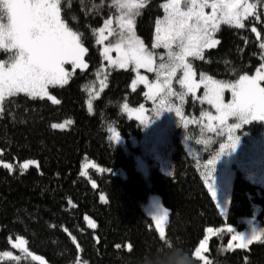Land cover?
Segmentation results:
<instances>
[{
	"label": "trees",
	"instance_id": "1",
	"mask_svg": "<svg viewBox=\"0 0 264 264\" xmlns=\"http://www.w3.org/2000/svg\"><path fill=\"white\" fill-rule=\"evenodd\" d=\"M164 1L148 0L135 17L136 33L147 45L155 21L163 14ZM249 2L257 3L256 15L244 20L242 29L220 27L216 33L220 43L205 50L203 59L192 61L197 75L232 81L264 64V49L260 48L264 42V0ZM61 3L65 22L83 34L87 67L71 72L67 84L49 88L59 104L23 93L3 103L0 161L35 160L38 166L11 172L0 167V252L11 250L9 240L21 236L27 248L49 264H167L176 250L200 264L193 257L194 249L207 228L224 223L202 179L201 159L190 155L177 137L171 140V175L161 172L149 158L146 177L136 170L133 156L109 138L112 127L124 138L141 136V126L122 113V106L145 102L142 87L130 90L131 70L103 69L99 29L116 17V8L112 0H70V6L69 0ZM11 55L0 50V61ZM99 79L104 88L94 97ZM185 99V113L196 115V125L188 129L193 130L200 125L199 106L191 96ZM67 120L72 123L63 130L51 127ZM260 124L252 123L250 128ZM90 160L102 169L88 168L87 176L81 175L83 163ZM101 194L106 202L100 200ZM149 194L159 195L168 210L164 239L158 237L142 211ZM254 206L264 227V189L237 174L227 224L244 229L243 219L253 215ZM85 215L96 222L95 229L86 227ZM227 240L228 234L209 240L207 264H264V243L228 249ZM14 252L17 258L0 264H37Z\"/></svg>",
	"mask_w": 264,
	"mask_h": 264
},
{
	"label": "snow or ice",
	"instance_id": "2",
	"mask_svg": "<svg viewBox=\"0 0 264 264\" xmlns=\"http://www.w3.org/2000/svg\"><path fill=\"white\" fill-rule=\"evenodd\" d=\"M147 3L148 0H112V5L120 12L116 20L120 29L119 40L114 46L106 47L104 55L111 60L107 53L114 48L118 57L112 63L121 68L131 63L137 69L154 70V53L147 50L135 35V17L140 15V9ZM161 7L165 15L162 20L156 21V38L152 48L163 47L167 50V62H163L164 57H161L159 70L167 71L169 78L163 84H148L145 77L138 76L137 80L133 81V89L137 83H144L149 89L146 94L149 99L162 94L158 113L161 110L175 111L176 116L184 120L187 126L188 121L185 120L181 109L166 104L167 97L177 95L170 87V77L175 75L177 68L183 69V78L179 83L187 91L179 94L181 100L188 93L195 96L196 90L203 85L205 92L202 99L212 105L218 113L216 116L203 114L210 122L207 125L208 130L215 131L211 122L218 121L221 134L225 127L228 132V143H222L220 152L207 161L206 167L210 169L208 176H211L212 166L219 154L235 147L237 141L235 129L239 128L241 123L264 121V64L256 70L255 75H241L235 83H225L207 76H201L200 82L197 83L193 79L192 65L186 58L203 59L205 49L216 47L220 41L214 36L220 30L221 24L237 29L244 28L243 21L256 15L257 3H249L248 0H166ZM206 8H210L211 12H205ZM62 10L61 0H0V49L12 53L9 59L0 61V112H3L6 98L15 97L20 93L33 99L47 97L53 104H59L60 100L49 94V87L68 83L72 73L68 72L64 65L71 64L73 70L87 67L84 56L88 50L83 43V34L74 31L65 22ZM111 24L112 20L109 19L105 22V28L99 29L101 38L98 43L106 39L103 36L105 29H109V34H112ZM252 31L256 32V28H252ZM257 35L259 36V33ZM260 48L264 49V42L260 44ZM225 89L230 90L232 94V99L228 103L224 102ZM88 107L91 111V102ZM125 108L127 110V106ZM229 117L238 118V122L228 124ZM71 123V120H67L64 123H54L51 127L63 130ZM140 123H146L145 119L141 118ZM109 131L113 133L111 139L117 142L119 133L115 129ZM0 164L9 172L13 170L10 163L0 161ZM36 164L35 160H28L19 167L26 171L30 165ZM89 166L91 165L85 167ZM84 174L81 172V175ZM208 189L212 192L211 183L208 184ZM101 200L106 202L103 196ZM166 216V212H161L152 217L161 237L164 236L162 225ZM88 223L90 227H96L92 221L89 220ZM207 231L212 233L213 229L209 228ZM228 231L231 232L232 229L229 228ZM231 240L237 243L233 245L230 241L229 249L233 247L246 249L254 242L264 243V231L254 232L248 238L236 234ZM25 243L26 241L18 237L13 247H21ZM205 250V242H201L195 249V257L203 260L202 252ZM4 255L10 256L7 252ZM167 264H172V257L168 258Z\"/></svg>",
	"mask_w": 264,
	"mask_h": 264
},
{
	"label": "rangeland",
	"instance_id": "3",
	"mask_svg": "<svg viewBox=\"0 0 264 264\" xmlns=\"http://www.w3.org/2000/svg\"><path fill=\"white\" fill-rule=\"evenodd\" d=\"M164 3H166V1H164ZM162 10H163V14L162 16L158 17L157 20H162L164 18L165 15L164 9L162 8ZM116 11H117L116 17L111 18L112 24L110 26V30L112 34H109V29H105L103 33V36L106 37V39H103V42L101 43L102 44L101 58L104 62L103 69L131 70L133 73V78L130 83V90L134 91L137 88L142 87L144 89L145 102L136 107L129 106L128 104H124L122 106V113L127 118L136 121L141 126L142 128L141 136L131 135L128 138H124L119 134V140L116 142L114 139H111L113 133L109 131V138L113 144L120 146L126 154L133 156L136 170L145 177L148 175V169H149L146 158L152 160L154 165H156L158 169L161 172H163L165 175H171V163H170L171 142H172L171 140L173 138L179 137L187 152L190 155L201 159L198 161V164L200 167V173L204 181L205 187L208 193L210 194V196L212 197L220 215L224 219V223L222 225L212 228L213 229L212 233H209L207 231L209 228H207L204 237L202 238V240H200V242L196 246V248H198L201 242H205L206 250L202 252V256L204 257V259L201 260L195 257L194 253L196 248L193 251V257L197 259L200 262V264H207L206 252L208 250V243L209 240L215 235L228 234V240L226 246L229 249L228 245L230 241L232 242L233 245L237 243L236 241L231 240L233 235L238 234L244 238H248L254 232H261L264 229V227L260 225L259 221L256 218V214L258 212V208L256 206L253 207L254 208L253 215L251 217L243 219V224L245 225L244 229L238 230L235 227L227 224L226 222L233 181L237 174H240L245 180L254 183L264 189V121L253 120V121H249L248 123H241L240 127L235 129L234 132V135L237 137L235 147L228 148L223 153L219 154L218 158L215 160L214 165L212 166V175L208 176V172L210 171V169L206 167L207 161L209 159H212L213 156H215L217 153L220 152V145L222 143L223 144L228 143L227 128L226 127L223 128V132L221 134V128L218 126V121H212L211 124L212 127L215 129V131L208 130L207 125H209L210 122L207 119V117L204 116L203 114L208 113L212 116H216L218 115V113L216 112V109L212 105L208 104L207 101L202 99L204 97L205 90L203 88V85H201L200 88L196 90L195 96H193L191 93L187 94L192 97V100H195L197 102V105L199 106V110H200V115H199L200 125L196 129L188 130L191 125H196L195 124L196 120L194 121L196 115L192 111H190L191 117L185 113L186 112V110L184 109L185 100H186L185 96L187 95L183 96L182 99L183 101L179 98V94H183L187 91L179 83L180 79L183 78L182 68H177L175 75L170 77L171 79L170 87L172 91L177 95L167 97L166 104H170L173 107H179L181 109L185 120L188 121L187 126H185L184 120L176 116L175 111L161 110L158 113L157 109L161 107L160 100L162 98V94H157L153 99H149L148 95H146L149 89L144 83H137L135 89H133V81H136L138 76L145 77L148 84H154V83L163 84V82L169 78L167 71L159 70V65L162 62L161 57H164L163 62L165 63L167 62V50L164 49L163 47L152 48V45L155 42V38H156V21H157L156 20L152 35V41L149 45H147L144 42L142 37H140L135 30V35L139 38V40L143 42L144 47L150 52L154 53L153 71H148L146 68L137 69L135 65L131 63L124 68H121L117 64L112 63V61L117 60L118 53L114 50V48L113 50L109 51L107 53V55L111 57V60H109L104 55V49L109 45L114 46L119 40L118 33L120 29L116 20L117 17L120 16V12L117 9ZM205 12H211V9L206 8ZM223 25H227V24H221V26ZM102 28H105V24L103 25ZM214 38L219 40L216 34ZM186 59L187 62H190L192 65V69L194 73L193 79L197 83L200 82L201 76L210 77L205 73H200L199 75H197L196 71L194 70L192 61L198 58L187 57ZM64 67L68 72L84 69V68L82 69L77 68L73 70L71 64H65ZM256 70L252 74H250V76L255 75ZM158 71H159V75H158ZM238 79L239 78L232 81H225L219 79H215V80L222 81L225 83H235ZM99 82H100L99 91L95 94L94 97L99 95L100 91L104 88L103 80L99 79ZM49 94L53 95L50 92V90H49ZM44 99H47V97H45ZM231 99H232L231 91L225 89L224 102L228 103L231 101ZM89 102H91V100L87 101L88 109H89L88 107ZM125 106H127V110ZM141 106H143V110H141ZM141 118L145 119L146 123L143 124L140 123ZM235 122H238V118L236 117L233 118L229 117L227 121L228 124ZM252 123H261V124L259 127L253 126L250 128V124ZM110 129H115V131L118 132L115 127H112ZM198 140L201 142L197 143ZM25 162L27 161L24 162L15 161L10 164L13 165V169L17 168L21 170L19 165ZM86 165H91V166L85 167ZM37 166L38 164L30 165V167H37ZM0 167H3L2 164H0ZM88 168H95L98 170L102 169V167L96 164L94 161L91 160L86 161L82 165V172L85 173L84 174L85 176H87L86 170ZM120 174L123 175L124 172H120ZM90 182L92 185L95 184L93 181ZM209 183H211L212 185V192H210L208 189ZM102 196L105 198L104 194H101L100 200ZM142 211L146 215V217H148L151 220L152 225L158 237L160 239H164L166 232V224L168 221V210L164 207L160 196L157 194H149L146 201L142 204ZM161 212L167 213V216L165 217L162 225L164 228L163 237H161L160 232L156 227V223L152 219L154 215H159ZM89 220L96 225V222L90 216L85 215L84 221L86 227L89 229H95L96 227L92 228L89 226L88 223ZM229 228L232 229L231 232L228 231ZM18 237L25 241L23 237L21 236ZM18 237L9 240L11 250L0 252V261L17 258L18 255H16L14 252L16 251V252H20V255L23 256L24 259L30 260L34 263L49 264L43 256L31 252L27 248L26 243L21 247H13V245L17 243ZM206 237L207 239L205 240ZM232 249H241V248L233 247ZM5 252L9 253L10 256H5L4 255Z\"/></svg>",
	"mask_w": 264,
	"mask_h": 264
},
{
	"label": "clouds",
	"instance_id": "4",
	"mask_svg": "<svg viewBox=\"0 0 264 264\" xmlns=\"http://www.w3.org/2000/svg\"><path fill=\"white\" fill-rule=\"evenodd\" d=\"M172 264H194L192 258L179 250L172 253Z\"/></svg>",
	"mask_w": 264,
	"mask_h": 264
}]
</instances>
